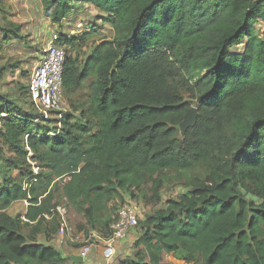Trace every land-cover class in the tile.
Here are the masks:
<instances>
[{
    "label": "trees",
    "instance_id": "obj_1",
    "mask_svg": "<svg viewBox=\"0 0 264 264\" xmlns=\"http://www.w3.org/2000/svg\"><path fill=\"white\" fill-rule=\"evenodd\" d=\"M42 6L55 26L90 6L113 37L89 52L87 32L54 38L66 53L62 102L69 112L61 119L56 113L42 120L28 86L13 98L0 96V264H64L48 245L59 216L43 218L62 201L84 220L80 232L106 239L114 199L141 201L140 192L145 204H157L171 176L188 191L138 221L134 252L118 264H163L164 256L186 264H264V2ZM0 32L6 41L20 39L17 25ZM242 43L241 53H231ZM191 104L196 124L179 134ZM18 202L28 203L24 218L7 214Z\"/></svg>",
    "mask_w": 264,
    "mask_h": 264
},
{
    "label": "rangeland",
    "instance_id": "obj_2",
    "mask_svg": "<svg viewBox=\"0 0 264 264\" xmlns=\"http://www.w3.org/2000/svg\"><path fill=\"white\" fill-rule=\"evenodd\" d=\"M259 1L264 2V0ZM42 2L43 0H0V30L9 24L20 27L19 40L10 39L6 41L0 32V69H3L0 79V96L6 95L13 98L19 91L24 93L20 88H27L29 77L39 61L42 49L49 44H54V38L61 35L67 38L80 37L87 32L88 37L85 42V48L86 52H89L90 48L95 44L104 40L109 41L113 37L112 29L100 20L98 11L90 6L75 9L69 18L62 22L60 26H55L44 16ZM256 31L258 34H261L262 25L257 26ZM64 47H66L67 52H70L67 46ZM243 47V43L233 47L231 53H241ZM78 101H81V98ZM194 106L195 104H191V108H194ZM62 110L64 113L69 112V107L65 99H63ZM178 132L182 134L180 127ZM142 190V194H147L149 198L148 186H143ZM187 191L188 189L185 186L181 185L171 176L163 186L160 193V201L157 204H145L140 192L141 201L132 202V200L128 199L126 203L135 205L138 209V219L141 220L143 216L150 215L156 210L164 208L167 200H176L178 196L185 194ZM245 198L248 201L259 203L258 200L247 194H245ZM112 204L113 206L111 207H113L112 209L115 210V213L123 205L119 199H114ZM27 206L28 203H14L7 211V214L11 217L19 216L24 218ZM59 206L63 207L66 211L69 228L68 236L80 234L79 225H82L84 220L71 209L67 208L64 201ZM24 233H27L26 229H24ZM135 233H138L137 229ZM68 236L65 237L63 245L61 246L70 250L73 249L72 246L74 243L72 244L68 241ZM131 237L133 238V234ZM136 237L134 236L135 239ZM38 241L39 243H44L40 240V237ZM44 244H47L46 241ZM133 252L134 250L132 248ZM163 264L186 263L179 262L172 256H164Z\"/></svg>",
    "mask_w": 264,
    "mask_h": 264
},
{
    "label": "built area",
    "instance_id": "obj_3",
    "mask_svg": "<svg viewBox=\"0 0 264 264\" xmlns=\"http://www.w3.org/2000/svg\"><path fill=\"white\" fill-rule=\"evenodd\" d=\"M65 57L66 53L63 47L49 44L43 48L39 61L30 75L28 93L35 111L41 116L42 120H48L51 118V114L56 113H59L58 119L62 117V73ZM29 157L31 158V154ZM31 165L32 173L36 175L38 169L34 164L31 163ZM29 186V183H25V189H28ZM126 201L113 216L109 226L110 236L106 239L95 232H82L75 236H68L69 228L66 211L61 206L43 218L50 221L55 213L59 216L57 237H59L60 242H64L65 237L68 236V241L74 243L73 246L77 249V256L82 260V263L89 259L90 254L96 247H101L105 264H113L116 244L132 234L134 236L138 227V209L135 205L126 203ZM25 203L27 204V202Z\"/></svg>",
    "mask_w": 264,
    "mask_h": 264
},
{
    "label": "crops",
    "instance_id": "obj_4",
    "mask_svg": "<svg viewBox=\"0 0 264 264\" xmlns=\"http://www.w3.org/2000/svg\"><path fill=\"white\" fill-rule=\"evenodd\" d=\"M83 224H84V222H83ZM82 225H79V228ZM79 233H82V231ZM134 236H137V234H135ZM134 236H133V238L130 236V237H127L123 240H120L116 244V254H115L113 264H118L119 262H121L124 259L131 256L130 254H132V248H133L132 242L135 240ZM40 240L44 243L46 241L43 237H40ZM44 243H40V244L46 245ZM48 245L50 247H52L55 251H57L61 255L62 259L65 260L64 264H74L69 259L70 256H73V255L77 256V250L74 249V246H72L73 249L67 250L66 248L61 246V245H63V242H60L59 237H57V235H56V237L53 238V240H51V242L48 243ZM82 264H105V261L102 257L101 247H96L93 250V252L90 254L89 259L86 262H83Z\"/></svg>",
    "mask_w": 264,
    "mask_h": 264
},
{
    "label": "water",
    "instance_id": "obj_5",
    "mask_svg": "<svg viewBox=\"0 0 264 264\" xmlns=\"http://www.w3.org/2000/svg\"><path fill=\"white\" fill-rule=\"evenodd\" d=\"M197 112L195 108L190 109L184 116L180 125L182 133H185L188 129L193 128L196 124ZM69 259L74 264H82V260L78 256H70Z\"/></svg>",
    "mask_w": 264,
    "mask_h": 264
}]
</instances>
